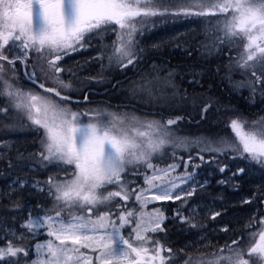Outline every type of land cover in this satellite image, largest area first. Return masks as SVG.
<instances>
[{
	"label": "snow or ice",
	"instance_id": "1",
	"mask_svg": "<svg viewBox=\"0 0 264 264\" xmlns=\"http://www.w3.org/2000/svg\"><path fill=\"white\" fill-rule=\"evenodd\" d=\"M169 16L216 17L199 46L217 54L240 48L236 56H227L224 79L234 89L247 88L253 103L257 93L264 98V0H0V124L9 131L37 133L40 145L27 155L16 149L15 157L6 158L14 146L0 139V161L12 177L0 188V264H264V215L247 222V243L243 236L219 247L205 242V220L223 213L193 202L208 181L188 171L190 163L200 167L191 155L177 157V149L196 148L202 162H208L205 153L212 161L235 154L232 158L264 168V115L250 121L233 113L227 126L234 138L192 139L177 135L180 115L71 107L81 100L70 93L84 91L85 81L105 82L104 71L113 66L136 67L146 51L138 39L145 26L151 18ZM109 36H114L111 42ZM92 48L96 55L86 63L99 64L96 75L81 80L61 66L66 56ZM17 64L26 81L43 93L19 86ZM236 71L240 81L233 80ZM153 73L143 74L131 89L147 98L140 109L164 98L170 87V99L180 96L174 71L161 77L153 66ZM88 99L84 92L82 102ZM198 101L204 119L214 104L211 98H191L194 106ZM169 147L173 162L161 167ZM177 161L183 162L182 173ZM227 167L218 165L221 173ZM41 171L44 179L28 175ZM244 172L240 167L218 183ZM155 201L179 204L171 216L163 207L146 211ZM169 221L197 239L174 246ZM40 235L46 238L37 239Z\"/></svg>",
	"mask_w": 264,
	"mask_h": 264
},
{
	"label": "trees",
	"instance_id": "2",
	"mask_svg": "<svg viewBox=\"0 0 264 264\" xmlns=\"http://www.w3.org/2000/svg\"><path fill=\"white\" fill-rule=\"evenodd\" d=\"M168 23L154 22L152 26L149 23L145 26L144 34L139 36L140 47L144 48V59L136 67H129L121 70L113 66L104 71L105 82L97 83L95 81L87 82L83 85L84 91H75L70 93L73 97L81 100V103H73V110L83 109L85 107H108L114 111L136 110V115L143 116L145 110L153 114L163 112L165 116H183L184 119L177 127V135L188 138H215L226 136L234 138V134L227 126L228 118L233 113H238L248 120H254L257 115H264V98L259 93L252 102L251 93L247 88L234 89L227 80L225 64L228 62L227 56H236L241 49L233 47L231 52L217 54L216 52H207L200 47V41L204 39L205 28L209 26V21L214 22L216 17H171ZM114 36L107 37V42H111ZM153 44L158 47H153ZM189 53H191L189 55ZM96 55L94 48L81 50L66 56L61 62V66L72 69L84 80L85 77L94 76L100 71L99 64L88 62L91 57ZM106 63V61H105ZM82 66V67H81ZM153 66L159 69L161 77L166 76L169 71H174L173 84L180 92V96L170 99L173 89L167 90L164 98L150 100L145 109H140L141 101L147 99L142 94L133 95L132 87L134 82L139 81L145 73H153ZM219 68V73L216 69ZM19 72L17 83L25 90L35 89L43 93L42 89L26 81L21 66L17 64ZM66 80L70 78L69 72L61 74ZM233 80L240 81L242 75L239 71L232 73ZM199 83H189L193 79ZM120 82L119 84L117 82ZM115 85V86H114ZM84 92L88 93V102H82ZM186 94V95H185ZM193 96L204 99L211 98L214 107L204 119L200 117L199 101L194 106L191 103ZM180 97H185L181 99ZM3 101L0 100V103ZM19 119L22 122L23 117ZM175 127V126H174ZM0 139L7 140L14 147L8 150L6 158H13L16 155V149L24 152H35L40 147L39 136L35 132L20 128L15 131H9L0 124ZM166 150H170L167 148ZM196 148L190 151L183 149L177 150V157H183L187 160L191 155L195 164L200 167L193 169L192 163L188 166V171L196 172V179L199 181L207 180L206 189L200 191L194 198V203L203 206H211L213 210L222 211V216L217 217L215 221L205 220L207 229L203 230L206 237V243L210 246L219 247L232 239L243 236L244 243L248 242L249 230H246V224L253 215L257 218L264 215V168L258 165L250 164L246 159L232 158L235 154H226L219 156L216 161L211 160V155L205 153V160L202 162L196 158ZM167 158V159H166ZM173 159L166 156L159 161L165 165L172 163ZM181 162V161H177ZM218 165H227L224 173L219 171ZM245 168V172L233 177L226 184H220L218 181L227 180L238 168ZM29 177L35 175L37 178L44 179V172L28 173ZM12 177L8 176L3 161H0V188L6 186V182ZM142 183V178H138ZM39 195L31 197L32 203H36ZM251 199V203H245V200ZM179 201H160L148 204L146 211L154 207H163L166 209V215H173L175 207ZM50 206V204L48 205ZM168 239L176 247L190 243L196 238L194 233H182L173 226L172 222L168 224ZM227 226V232L221 231ZM127 231V230H125ZM211 251L212 248L207 249Z\"/></svg>",
	"mask_w": 264,
	"mask_h": 264
},
{
	"label": "rangeland",
	"instance_id": "3",
	"mask_svg": "<svg viewBox=\"0 0 264 264\" xmlns=\"http://www.w3.org/2000/svg\"><path fill=\"white\" fill-rule=\"evenodd\" d=\"M151 21L159 22V23H168L169 22V18L168 17H154V18H151ZM151 21L149 22V25L152 26V22ZM166 151L168 152V156L170 157L171 156L172 149L170 148V150H166ZM180 163H181V167L177 170V172L182 173L184 171L183 162H180ZM160 166L163 167L165 165L160 164ZM173 175H176V173H174ZM182 187H184V186H182ZM156 202H160V201H155V202H152V203H156ZM152 203H149V204H152ZM208 207H211V206H208ZM149 210H151V209H149ZM203 234L205 235V233H203ZM45 238L46 237L43 236V235H40V236L37 237V239H39V240H43ZM195 239H197V237ZM258 239H259V237L257 235L256 237H254L253 242H257ZM83 251H88V250H83Z\"/></svg>",
	"mask_w": 264,
	"mask_h": 264
}]
</instances>
